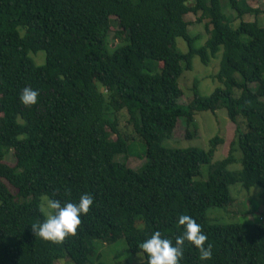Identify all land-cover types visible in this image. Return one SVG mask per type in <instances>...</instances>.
Masks as SVG:
<instances>
[{"label": "trees", "instance_id": "1", "mask_svg": "<svg viewBox=\"0 0 264 264\" xmlns=\"http://www.w3.org/2000/svg\"><path fill=\"white\" fill-rule=\"evenodd\" d=\"M229 1L239 17L259 12ZM189 13L206 19L208 38L198 48ZM116 20L124 38L110 49ZM179 37L187 52L178 50ZM221 47V86L208 97L195 87L192 101L180 103L179 77L193 57L209 64ZM41 51L45 62L38 65L31 54ZM26 86L38 92L31 106L18 100ZM220 108L237 124L222 160L212 163L219 136L208 149L163 145L180 118L188 124L196 111ZM123 111L135 135L120 127ZM136 135L147 156L138 170L117 160L128 156ZM238 148L241 168L231 171ZM10 152L15 164L5 161ZM202 164H210L208 179L194 180ZM235 183L264 190V26L254 20L232 28L222 0H0V264H54L61 257L86 264L93 239L121 235L139 252L153 231L174 241L180 215L201 225L211 257L200 259L185 242L179 264H264V222L207 218L208 208L232 202ZM82 193L92 204L73 235L50 242L34 234L31 225L45 218L43 196L63 205Z\"/></svg>", "mask_w": 264, "mask_h": 264}, {"label": "rangeland", "instance_id": "2", "mask_svg": "<svg viewBox=\"0 0 264 264\" xmlns=\"http://www.w3.org/2000/svg\"><path fill=\"white\" fill-rule=\"evenodd\" d=\"M193 0H188L192 2ZM242 7H251L259 10L258 13H247L239 17L237 10L231 7L229 0H222V8L224 14L227 16L229 24L232 28L236 29L241 21L252 22L256 20L260 26H264V0H237ZM115 21V17L112 16ZM185 19L190 22L189 33L197 37L195 47L204 45L208 38L205 31L204 19L198 22L197 15L189 13ZM121 28L117 20L112 23L111 31L108 36V47L110 49L119 45L124 38L118 36ZM241 38L248 41L250 37L242 34ZM176 45L179 51L187 52L188 45L182 38H177ZM223 48L218 54L212 58L209 64H203L199 56H194L192 59V69L184 70L179 77V85L183 91L179 102L188 104L192 101L195 95L194 90L201 97H208L218 86H221L218 79L215 77L222 59ZM32 59L36 64L41 65L45 62V53L43 51L37 54H31ZM159 69L153 70V73L158 72ZM255 87V84H250ZM235 94H239V90L235 89ZM125 111L119 114L120 127L129 135H135L133 132L132 124L127 121ZM239 125L245 130V124L241 119L238 120ZM237 124L233 123L227 114L225 108L217 109L215 112L204 110L196 111L191 123H186L184 118H180L175 127L174 133L171 137L163 141L165 147L171 148H186L198 147L208 149L210 140L219 136L223 141L218 144L212 159V163L222 160L228 155L229 149L232 146L233 140L236 138ZM132 130V131H131ZM236 162L231 164L228 168L231 171L241 168V151L234 153ZM118 161H124L129 167L138 170L147 162L146 144L138 135L134 136L129 141L128 156L120 155L117 157ZM5 161L9 164H15V158L12 152L6 155ZM210 164H202L201 172L194 177V180H207L209 175ZM230 194L232 202L229 204L218 207L213 206L207 209L206 215L211 223L231 224V223H254L261 224L264 222V190L259 186H253L250 189H245L240 183H235L230 186ZM47 196L41 199V207L46 216L49 212L47 208ZM93 253L89 256L86 264H139L145 260L143 252H132L125 240L124 235L119 236L112 242H105L101 239H93ZM54 264H76L68 257H61L57 259Z\"/></svg>", "mask_w": 264, "mask_h": 264}, {"label": "clouds", "instance_id": "3", "mask_svg": "<svg viewBox=\"0 0 264 264\" xmlns=\"http://www.w3.org/2000/svg\"><path fill=\"white\" fill-rule=\"evenodd\" d=\"M38 92L31 87H24L18 94V100L24 106L37 102ZM92 197L82 193L77 202H65L63 205L55 199L47 200L49 212L39 224L31 225L36 236L50 241L59 242L76 232L80 217L88 212ZM176 223L181 231L174 241L163 238L159 231H153L149 237L139 243V249L145 254L147 264H179L183 255V245L188 242L199 252V258L206 260L211 257V245L205 244L206 236L201 225L189 215H180Z\"/></svg>", "mask_w": 264, "mask_h": 264}]
</instances>
